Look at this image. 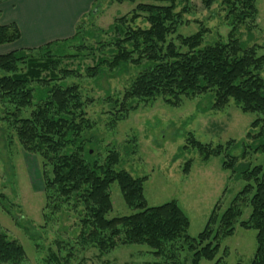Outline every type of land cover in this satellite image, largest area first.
<instances>
[{
	"label": "trees",
	"instance_id": "trees-1",
	"mask_svg": "<svg viewBox=\"0 0 264 264\" xmlns=\"http://www.w3.org/2000/svg\"><path fill=\"white\" fill-rule=\"evenodd\" d=\"M189 1L142 0L128 16L115 18L107 29L84 30L82 18L71 37L0 54V105L13 108L6 118L22 150L41 160L44 210L55 215L64 205L80 209V245H91L106 254L118 245L142 244L159 256L167 244L180 243V248L186 246L192 252L191 264H199L201 259L215 258L220 239L231 235L238 223L256 230V250L250 264H264V168L240 165L237 173L246 181L242 190L219 218L213 211L203 230L191 237L187 233L189 219L176 201L147 206L145 176L115 170L119 163L115 150L99 159L94 137L87 136L96 125L86 110L92 98L83 96L78 82H67L80 77L81 70L94 78L105 70L121 73L131 64L137 72L121 96L106 94L103 100L108 105L109 128L135 110L134 102L161 98L178 105L181 97L209 94V109L222 110L233 101L241 111L261 115L252 121L246 137L252 139L248 148L264 150V54H258L256 46L241 45L234 37L237 26L255 21V0H200L206 9L219 1L233 19L226 42L205 44L201 28L187 36L176 34L188 11L182 4ZM179 5L182 7L177 10ZM140 17L145 27L135 24ZM171 35L175 40L169 39ZM19 39L15 23L0 24V46ZM71 45L76 52L67 53ZM83 58H90V64L83 66ZM77 59V66L70 68L67 61ZM22 110L27 112L24 117L19 115ZM189 145L197 148L204 160L222 152V145L202 144L191 135ZM236 163V158L229 156L222 167L234 171ZM189 168L190 161L183 171ZM113 182L118 184L126 206L134 210L130 215L106 216L112 209L109 186ZM246 200L249 216L239 220V203ZM3 207L8 210L7 205ZM24 260L23 247L0 228V264H23ZM220 260L214 264H221Z\"/></svg>",
	"mask_w": 264,
	"mask_h": 264
},
{
	"label": "rangeland",
	"instance_id": "rangeland-1",
	"mask_svg": "<svg viewBox=\"0 0 264 264\" xmlns=\"http://www.w3.org/2000/svg\"><path fill=\"white\" fill-rule=\"evenodd\" d=\"M139 1L142 0L122 3L94 0L81 26L84 30L107 29L115 18L128 16ZM183 5L188 6V11L176 34L187 36L201 28L203 44L227 41L233 19L219 1L209 9L204 8L200 0H190ZM255 5V21L237 26L234 37L241 45L256 46L258 54H264V0H255ZM182 6L179 5L177 10ZM135 24L146 26L142 17ZM169 39L175 40V35ZM4 46L12 48L8 44L2 45L0 53L5 51ZM74 52L75 48L69 46L67 53ZM79 61L67 63L71 68ZM82 62L84 66L90 64L91 59L83 58ZM81 72L80 77L67 82H78L83 96L92 98L86 110L96 125L87 136L95 139V154H99L101 160L109 150H115L119 154L115 170L123 169L133 177L145 176L143 189L147 206L176 201L189 219L187 233L191 237L203 230L213 211L219 218L242 190L246 181L237 173L240 165L264 168V150L254 152L248 148L252 139L246 137L252 121L261 115L243 112L233 101L222 110L209 109V94L181 97L178 105L156 98L145 103L134 102L135 110L109 128L106 124L108 105L103 100L106 94L113 98L121 96L137 68L127 64L121 73L105 70L94 78L85 76L83 70ZM261 76L264 79V70ZM12 110L9 105H0V228L23 247V264H191L192 252L186 246L180 248V243L167 244L163 255L159 256L142 244L118 245L106 254H100L91 245H80L77 238L79 208L75 211L71 205H64L55 215L44 210L42 163L38 156L22 150L9 126L10 119L6 118V113ZM26 114L22 110L19 115L24 117ZM190 135L202 144L222 145V152L204 160L197 148L189 145ZM229 141L232 142L227 144ZM229 156L236 158L234 171L222 167V162ZM188 161L190 168L184 172ZM109 194L112 209L106 215L108 218L134 212L124 203L116 182L110 184ZM247 204V200L239 203L242 209L239 220L248 218L250 207ZM6 205L8 210L3 207ZM255 250L256 230L236 223L234 232L220 239L215 258L211 261L201 259L199 264H214L217 259H221V264H250Z\"/></svg>",
	"mask_w": 264,
	"mask_h": 264
},
{
	"label": "crops",
	"instance_id": "crops-1",
	"mask_svg": "<svg viewBox=\"0 0 264 264\" xmlns=\"http://www.w3.org/2000/svg\"><path fill=\"white\" fill-rule=\"evenodd\" d=\"M93 1L2 0L0 24L15 23L20 31V39L8 44L12 46L10 49L4 46L6 49L3 53L15 48H35L71 37L76 24L84 18Z\"/></svg>",
	"mask_w": 264,
	"mask_h": 264
}]
</instances>
